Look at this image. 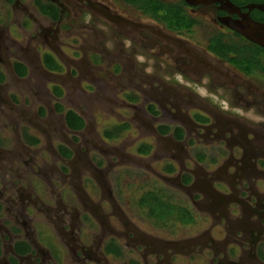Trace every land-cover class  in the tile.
I'll return each instance as SVG.
<instances>
[{
  "label": "rangeland",
  "instance_id": "1",
  "mask_svg": "<svg viewBox=\"0 0 264 264\" xmlns=\"http://www.w3.org/2000/svg\"><path fill=\"white\" fill-rule=\"evenodd\" d=\"M105 3L127 18L141 22L148 21L121 0H105ZM11 8L10 5L0 2V57L3 62L0 64V70L6 76V82L0 88V198L17 206L15 209L20 211L19 214L21 213L31 226L30 236L39 243V249L43 252H40L33 261H25L24 264H54L53 258L49 255L54 251L62 255L59 264H82L80 261L82 256L77 260L73 258L74 252L71 247L74 245L69 239L82 235L83 241L90 245L92 240L87 227H83L82 234L76 228V232L71 237L67 235L66 240L69 245L58 235L59 230L63 224L69 227L73 215H76L65 214L66 207L70 209L76 205L81 216L85 218L78 196L89 195L95 205H99L102 191L105 196L113 194L115 202L124 213L123 218L135 226L137 237L147 243L156 241L155 243L163 251L165 250V255L167 257L169 255L172 264H219L211 249L206 246L211 245L210 239L223 242L227 237L221 225L213 226L214 219L208 201L204 200V202L202 196L196 192L192 195L185 193L180 189L178 182L174 181L175 176L168 177L164 172V167L169 163H173L177 171L182 163L195 169V165L187 160V154L192 157L195 148L187 149L183 146L177 151L171 149L174 155L179 152L180 161H178L172 153H166L175 142L170 138L158 141L155 132L160 124L182 126L183 122L188 123V117L179 114L177 117L164 118L162 121L149 117L146 113L147 105L153 101H146L144 94L156 83L154 85L146 83L148 79H145L144 84H130L129 75H123L124 69L116 71V61L104 57L101 68H97L92 63L95 52L84 48L86 43L83 37H87L89 33L93 34V46L102 48L111 55L120 54L121 58L130 59L133 61L130 63L131 66L143 77L154 78L158 83L163 82V86L170 93H174L175 90L181 91L180 89L191 91L198 98L196 99L198 103H205L216 111L219 110V115L228 114L223 109L229 107L228 102L220 100L221 96H217L224 91L215 89L217 85L208 79L203 81L205 83L203 85H194L187 81L177 85L175 77L178 71L175 64H168L165 57L167 55L161 50V47H165L163 40L148 32L143 34L155 44L152 42L143 44L124 29L100 19L96 14L89 13L87 17L81 16L69 22L65 21L61 32L55 33V36H59L57 41L53 38L47 40L36 35L42 31V28L46 29L49 26L48 22L41 20L40 25H36L23 18L15 20L14 18L18 16L13 15ZM209 26V22L203 19L200 36L207 35ZM52 28L54 31L56 27L52 26ZM133 34L135 36L138 33ZM35 38L37 41L30 44V40ZM18 45L29 49L28 59L32 65H26L29 75L22 80L14 71L16 58L12 55ZM6 47H10L12 53L7 52ZM50 52L62 64L63 72L50 73L45 68L42 57ZM104 56L106 57L105 53ZM178 78L181 79L180 76ZM54 85L64 91L61 102L66 110H75L87 120V129L83 133L76 136L68 133L64 128L63 116L54 112L56 102L52 92ZM129 94L136 95L139 102L136 104L129 102L127 99ZM230 102L234 105L232 99ZM42 109L45 113L44 117L41 115ZM194 113L200 112L193 109L189 113L190 117ZM230 114L236 115L238 119H246L251 125L264 124V112H259L255 108L245 112L243 107L238 106L233 112H229ZM123 122L131 125L130 131L114 141L104 138L105 129ZM24 134L38 138L40 144L31 146L25 141ZM212 136L200 131V137L191 135L188 144L192 141L191 146L206 153L207 157L212 155L217 157L218 165H221L223 158L229 154L223 139V136L227 137V135L221 134L213 138ZM71 143L76 149V154L70 162H65L56 151L60 144ZM141 144H151L155 149L153 154L144 160L137 152ZM160 145L164 149L160 148ZM220 153L224 156H220ZM234 153L239 157L241 151L235 149ZM101 165H103L102 169L98 170L97 166L101 168ZM204 167L213 172L220 166L204 164ZM258 169L264 170L262 160L258 163ZM198 171L201 173L202 168H198ZM96 180H100L102 191L97 186ZM253 185V192L258 189L264 193L263 179L253 180ZM95 186L96 190H94ZM150 190L162 191L174 203L192 207L196 214V222L188 226L180 223L169 227L156 225L138 207L141 196ZM195 197L200 198L195 199ZM193 200H197L195 205ZM106 201L100 205L106 213L111 214L100 213L97 208L93 210L97 212L101 221L106 222L104 226H108L109 220L113 227L124 233L123 225L112 213L111 202ZM10 205L6 206L11 209ZM13 212L17 213L15 210ZM6 216H8L5 217L6 222L0 223L4 228H8L11 223L8 220L9 215ZM79 218L78 214L76 219ZM82 219L80 221H83ZM76 223L79 224L78 221ZM91 224L96 232L93 239L96 246L103 232L101 225L94 219H91ZM237 234L236 240L243 237V234ZM262 236L264 245V235ZM193 239H196L197 247L192 244ZM162 241L171 246L168 249L163 248ZM186 241L189 243L185 248L180 249L181 252L172 253L173 248L179 250V246L173 244ZM120 242L128 243L125 237H121ZM251 242H255L254 239L250 238L246 243ZM202 243L205 244L203 251ZM133 244L131 241L123 260L111 258L109 263L122 264L125 261L130 263L134 261L143 264L142 255L145 254L146 249L142 245L136 249ZM261 245L259 242V251L263 257L259 254V260L252 264H264V246ZM195 247L198 248L197 252H192ZM147 257L151 264H158L154 257ZM218 258L222 259L221 253ZM0 264L4 263L0 262ZM86 264L97 263L90 261Z\"/></svg>",
  "mask_w": 264,
  "mask_h": 264
},
{
  "label": "flooded vegetation",
  "instance_id": "2",
  "mask_svg": "<svg viewBox=\"0 0 264 264\" xmlns=\"http://www.w3.org/2000/svg\"><path fill=\"white\" fill-rule=\"evenodd\" d=\"M121 1L137 11L143 19L148 21L141 22L127 18L108 6L105 0H0V2H4L12 7L13 15L18 16L14 18L15 20L23 18L29 22L32 21L36 25L41 20L48 22L49 26L46 29L42 28V31L36 35V37L41 36L47 40L53 38L57 41L59 36H55V33L58 34L61 32L65 21L69 22L73 18H81V16L87 17L89 13L96 14L100 19L124 29L129 35L131 34L133 38H136L143 44L151 42L155 44L154 41L149 40L143 34L148 32L163 40L165 47H161V50L167 55L165 57L168 60V64H175L176 70L178 71L175 77L177 85H182L184 81L194 83V85H203L205 84L203 81L208 79L214 85H217L215 89H222L224 91V93L217 96H221L220 100L228 102L229 107L227 109L223 108L228 114L224 113V115H219V110L216 111V109L205 103H198L196 101L198 98L191 91L180 89L182 92L175 90L174 93H170L163 86V82L160 81L158 83L154 78L150 77L149 79L146 76L143 77L131 66L130 63L133 61L130 59L121 58L120 54L111 55L106 50L93 46V34L89 33L87 37H83V41L86 43L84 48H89L95 52L92 56V60H94L92 63L97 68H101L100 65L104 57L116 61V71H120L121 68L124 69L123 75H129L128 81H130V84H144L145 79H148L146 83L152 85L156 83V85L149 88L147 93L144 94L146 101H153V103L147 105L146 113L149 117L161 121L164 118L177 117L179 114L188 117V123L183 122L181 124L182 126L160 124L157 126L155 132L158 141L170 138L175 142V145L166 151L167 154L172 153L171 149L177 151L181 147L183 148V146L187 149L195 148L192 157L187 154V160H190L195 165V169H191L182 163L178 166L177 171L173 163H169L164 167V172L168 177L175 176L176 179L174 178V181L178 182L180 189L185 193L187 192L192 195V193L196 192L199 196H202L203 201H208L214 219L212 222L213 226L221 225L227 237L223 242L210 239L211 245L206 244V247L211 249L219 264H252L258 261L259 254L263 257V254L259 251L258 243L260 242L263 245L264 193L258 191V189L255 192L252 190L254 188L253 180H264V170L258 169L259 161L262 160L264 162V124L251 125L246 119H238L239 117L236 115H229V112H233L234 108L236 109L238 106L243 107L245 112H248L252 108L259 110V112H264V46L250 41L232 29L239 27L236 29L246 33L257 41L264 42V0H157L165 5L178 7L189 18L195 21V25L191 31L182 30L178 32L167 29L163 24L143 14L132 5L127 4L123 0ZM53 14L57 16L56 19ZM203 19L207 20L211 26H209L206 36H200ZM52 26L56 27L54 31ZM52 31L54 34L51 33ZM134 32L138 34L134 36ZM216 36L228 44L235 43L238 45L239 49L234 48L236 50L235 52L238 50L244 51L245 44L258 47L257 58L260 59L262 68L248 74L241 67L231 63V61L217 56L210 50L212 39ZM97 37L99 38V33ZM36 39L30 40V44L37 41ZM21 46L23 45L16 46L15 52L12 54L16 58L14 71L20 80L28 77L29 69L26 65H31L30 59H28L29 49L22 48ZM11 48H13V45H11ZM5 49L9 53L11 52L10 47H6ZM50 54L51 52L43 55L42 62L44 66L45 58ZM52 56L54 57V55ZM229 56L236 57L231 53ZM1 63L3 62L0 57ZM18 64L24 66L26 71L24 76L18 74V69L16 68ZM45 68L50 71L46 66ZM63 71L64 68L62 66L61 72ZM1 78L0 88L6 82V76L0 70ZM55 88L61 89L62 96L58 97L56 95ZM52 92L56 99L54 112L63 116L66 131L74 136L83 133L87 129V120L84 116L75 110H66L61 102L64 97V91L61 87L54 85ZM198 96L202 97L201 95ZM127 99L133 104L139 102V98L136 95L129 94L127 95ZM231 99L234 105L231 104ZM61 108L63 111L60 110ZM193 109L200 113H194L190 117L189 113ZM71 111L75 112L84 120L85 127L83 129L73 130L68 126L67 117ZM41 115L43 117L45 115L43 109L41 110ZM167 129L169 130L166 133ZM200 131L207 132L208 136L213 135L218 137L221 134L227 135V137L223 136V139L226 148L228 147L229 149V154L223 158L221 165H218L217 157L213 155L207 157L206 153L199 151L195 146H191L193 144L192 141L190 142L191 145L190 143L188 144L191 135H195L196 138L200 137ZM24 138L31 146H38L40 144L38 138L30 136L29 134H24ZM33 139H37L39 142L34 144ZM72 145L73 143L68 145L60 144L58 146L56 152L65 162H70L76 154V149ZM142 145L151 146V152L147 155L139 153V148ZM160 148L164 149L162 145H160ZM235 149H240L241 153L239 157L235 156ZM154 150L151 144H141L137 152L140 158L144 160L152 155ZM178 153L177 155H174V152L172 154L175 159L180 161ZM221 153L220 156H224ZM204 164L220 167L210 172L204 167ZM102 166L101 168L97 166L99 168L98 170L102 169ZM198 168H202L201 173H199ZM96 181L97 186L102 191L100 180ZM96 189L95 186L94 190ZM102 193V200L99 205H95L89 195L78 196L79 204L84 209L82 212H84L85 218L81 216L76 205L70 209L66 207L65 214L71 213L76 215H73V221L69 227L64 224L61 226L59 230L60 234L58 235L69 245L70 243L66 240V236L71 237L76 232V228L82 234L83 227H87L92 240V243L90 242V245H87L83 241L82 235H79V237H71L69 240L74 245L71 247V250L74 252L73 258L77 260L82 256V260H80L82 264L90 261H95L97 264H111L109 263V259L111 258L114 260H123L126 257V249L130 247V243L133 241L136 249L140 245L146 249L145 254L142 255L143 264H151L147 256L154 257L158 264H172L169 255L168 257L165 255V250L163 251L155 243L156 241L147 243L137 237V232L134 231L136 229L135 226L123 218L124 213L121 211V207L115 202L113 194L105 196L103 191ZM199 198L195 197V199ZM105 200H107L106 202L110 201L112 203H110V208L119 223L123 225L125 229L124 233L119 232L120 230L117 227H113L109 223V220L107 221L108 226H104L106 222L104 220L101 221L97 212L93 210L97 208L100 213H106L100 205ZM196 202L197 200H193V205ZM7 204H11V209L6 206ZM180 205L186 207L193 214L196 222V214L193 208H189L183 204ZM15 207H17L15 204L9 203L6 200L4 201L2 197L0 198V223L6 222L7 219L5 220V217H8L6 215H9L8 220L11 221L8 228L0 225V239L2 243L0 262L4 264H24L25 261H33L34 258L36 259L40 252L43 253L39 249V243L30 236L32 234L31 226L28 225L26 218L21 213L19 214L20 211L18 209L16 210ZM14 210L17 213L13 212ZM78 214L80 218L77 220ZM86 214L88 217H86ZM81 219L83 221H80ZM91 219H94L101 225V232H103L96 246H94L93 242L96 232L91 227ZM77 221L79 224L76 223ZM248 221L249 223H247ZM33 233L35 234V231ZM237 233L243 234V237L239 240H236ZM121 237H125L128 243L122 244L120 242ZM149 238L151 239V237ZM250 238L254 239L255 242L246 243ZM192 242L197 247L195 244L196 239H193ZM188 243L189 241L173 244V246L178 245L179 250L173 248L172 253L181 252L180 249L185 248ZM201 245L203 251L205 244L202 243ZM170 246V244L163 242V248L168 249ZM245 246L248 248H245ZM28 247L30 251L23 253ZM196 247L191 251L197 252L196 249L198 250V248ZM78 252L81 254L79 255ZM220 253L222 259L218 258ZM49 255L53 258L54 264H59V261H62V255L55 251ZM227 261L229 262L227 263ZM122 264L139 263L125 261Z\"/></svg>",
  "mask_w": 264,
  "mask_h": 264
},
{
  "label": "trees",
  "instance_id": "3",
  "mask_svg": "<svg viewBox=\"0 0 264 264\" xmlns=\"http://www.w3.org/2000/svg\"><path fill=\"white\" fill-rule=\"evenodd\" d=\"M127 4L132 5L143 14L150 16L155 21L163 24L167 29L171 31H191L195 25V21L189 18L182 10L175 6H168L157 0H123ZM54 15V14H53ZM52 15V16H53ZM55 19L57 18L54 15ZM239 46L235 43L228 44L219 37H214L210 45V50L217 56L225 58L231 63L242 68L243 71L250 74L262 68V64L258 56V47L245 44L244 51L234 50ZM239 49V48H238ZM233 54L231 57L229 56ZM242 57V59H241ZM244 58V59H243ZM45 66L53 72H61L62 65L51 54L45 58ZM18 74L24 76L26 74L24 66L21 64L16 65ZM2 80V78L0 79ZM55 93L58 97L62 96V91L59 88H55ZM63 111V109H60ZM68 126L73 130H81L85 127L84 120L71 111L67 117ZM131 129L130 124L124 123L115 125L112 128L104 130V138L108 140H117L124 133ZM169 129L166 130V133ZM34 144L39 141L33 139ZM152 147L149 145H142L139 148V153L147 155L151 152ZM138 207L145 212L148 219L153 221L156 225L161 227H169L175 223L181 225H192L195 223L193 214L184 206L178 203H174L164 192L159 190H150L144 193L138 201ZM0 239V256L2 254V245ZM30 248L24 250L23 253L29 252Z\"/></svg>",
  "mask_w": 264,
  "mask_h": 264
},
{
  "label": "water",
  "instance_id": "4",
  "mask_svg": "<svg viewBox=\"0 0 264 264\" xmlns=\"http://www.w3.org/2000/svg\"><path fill=\"white\" fill-rule=\"evenodd\" d=\"M232 29H234L235 31H237V32H239L240 34H242L243 36H245L247 39H249L250 41H252V42H254V43H257V44H259V45H261V46H264V42L263 41H257V40H255V39H253V38H251L250 36H248L246 33H244V32H242V31H240V30H238V29H236V28H232Z\"/></svg>",
  "mask_w": 264,
  "mask_h": 264
},
{
  "label": "bare ground",
  "instance_id": "5",
  "mask_svg": "<svg viewBox=\"0 0 264 264\" xmlns=\"http://www.w3.org/2000/svg\"><path fill=\"white\" fill-rule=\"evenodd\" d=\"M235 27V26H234ZM236 28H239V27H236Z\"/></svg>",
  "mask_w": 264,
  "mask_h": 264
}]
</instances>
